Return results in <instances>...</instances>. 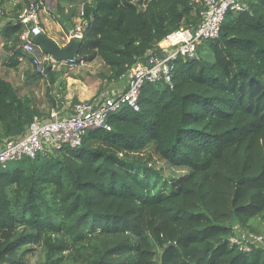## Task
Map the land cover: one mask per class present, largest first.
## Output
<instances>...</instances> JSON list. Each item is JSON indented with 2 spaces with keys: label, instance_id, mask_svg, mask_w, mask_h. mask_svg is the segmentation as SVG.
Masks as SVG:
<instances>
[{
  "label": "trees",
  "instance_id": "1",
  "mask_svg": "<svg viewBox=\"0 0 264 264\" xmlns=\"http://www.w3.org/2000/svg\"><path fill=\"white\" fill-rule=\"evenodd\" d=\"M193 1L48 0L51 9L41 8L54 21H87L80 58L89 62L93 50L116 82L148 51L163 55L172 33L197 27ZM9 42L5 66L15 68L21 43ZM65 98L82 102L67 92L56 105ZM138 105L110 115L111 131H88L77 148L0 167V264H142L148 217L156 264H264L261 249L230 243L257 233L251 223L264 215V0L226 13L218 38L178 60L170 85H143ZM35 116L32 100L0 78V144L27 133ZM187 221L203 223L172 236Z\"/></svg>",
  "mask_w": 264,
  "mask_h": 264
},
{
  "label": "built area",
  "instance_id": "2",
  "mask_svg": "<svg viewBox=\"0 0 264 264\" xmlns=\"http://www.w3.org/2000/svg\"><path fill=\"white\" fill-rule=\"evenodd\" d=\"M45 0H24L20 8L17 23L22 27L19 34L20 50L27 58L33 72L44 75L49 71H70L84 67V61L70 59L56 61L50 55L44 54L33 42V38L42 34L40 26L41 6ZM247 0H194L193 11L200 16L197 27L180 29L169 36V45L164 54L148 51L143 60H136L121 76L123 88L120 94L109 100H94L72 103L68 101L67 112L59 106L50 109V117L41 119L37 116L24 135L0 144V167H5L10 161L23 157L35 158L39 154L59 151L63 147L77 148L88 131H111L108 117L117 113L124 106L133 112H139V90L145 84L170 85L175 64L178 60L192 59L196 46L203 41L215 40L219 36L223 18L228 12L245 10ZM83 12V6L80 7ZM89 26L87 21L79 19L74 28V35L83 38ZM241 251L251 248L261 249L264 254V233L242 232L230 240Z\"/></svg>",
  "mask_w": 264,
  "mask_h": 264
},
{
  "label": "crops",
  "instance_id": "3",
  "mask_svg": "<svg viewBox=\"0 0 264 264\" xmlns=\"http://www.w3.org/2000/svg\"><path fill=\"white\" fill-rule=\"evenodd\" d=\"M45 1L48 3V0ZM23 4L24 0H6L0 5V78L8 82L16 90L19 98L32 100L36 110L41 114V119L45 120L49 118L50 113L48 111L52 108L50 99H48L49 101L45 100L46 93L47 97L49 95L54 98L55 103L57 96L61 93L64 95L67 92L72 101L91 102L98 99L109 100L120 94L123 88L122 81L107 80L110 76V70L102 61L94 58V56L87 57L86 61L91 60V63L86 62L89 66L87 68L86 66L77 67L70 70L71 72L68 75L63 73L65 71H54V73H58L59 75H56L52 82L47 77L48 73L37 77L33 76V68L30 62L23 56L19 59L17 67H6L5 63H7L6 61L11 54L8 51L7 47L9 44L7 45V43L16 38L19 39V34L22 31V27L18 23V25L16 24L18 20L16 21L15 18L19 17L20 8ZM79 19L78 15L69 20L61 18L59 15L57 16V20L54 21L46 13V9L43 8L40 12V26L43 34L59 47L67 46L70 39L76 37L74 35V28L78 24ZM79 52L77 57H80ZM93 68H99L97 77L93 74H88ZM68 101L63 102L62 106H57L67 112Z\"/></svg>",
  "mask_w": 264,
  "mask_h": 264
},
{
  "label": "rangeland",
  "instance_id": "4",
  "mask_svg": "<svg viewBox=\"0 0 264 264\" xmlns=\"http://www.w3.org/2000/svg\"><path fill=\"white\" fill-rule=\"evenodd\" d=\"M80 7L81 6H79L78 7V13H81L80 12ZM48 9L50 10L51 9V6H50V4H48ZM60 21H62L61 19H60ZM81 39V38H80ZM87 55H89V56H93L94 55V51L93 50H90L88 53H87ZM89 63H91V61H89ZM90 65H92V64H90ZM86 66V68L87 67H89L86 63H85V65H84V67ZM99 68H93V69H91L90 71H89V75L90 74H93L94 76H96L97 77V75H98V70ZM60 71H65V72H63L65 75H68L71 71H66V70H60ZM195 77L196 78H198L199 77V71H197L196 72V74H195ZM104 84V83H103ZM56 98V97H55ZM49 98L46 96V94H45V100H47V101H49L48 100ZM58 101H56V103H57ZM56 103H55V106H56ZM53 103H51V105H52ZM55 106L54 107H52V108H55ZM49 113H50V110L48 111ZM47 112V113H48ZM153 222H154V220L153 219H151L150 217H148L147 219H146V224H145V228L147 229V233H146V235H147V240H145V242H146V244H145V247H144V254H143V256H142V264H156L157 263V259H158V256H157V254H156V252H159V250L160 249H158V247L157 248H153L152 247V241H153V233L150 231V227H152V224H153ZM199 223H203V222H192V221H187V222H185V223H182V224H180V225H177V226H173L175 229H176V233L175 232H173L172 233V236L173 235H180V234H182L184 231H186L188 228H190V227H192V226H194L195 224H199ZM150 226V227H149ZM251 226H252V229L255 231V232H258V233H264V215H260V216H258L255 220H253L252 221V223H251Z\"/></svg>",
  "mask_w": 264,
  "mask_h": 264
},
{
  "label": "water",
  "instance_id": "5",
  "mask_svg": "<svg viewBox=\"0 0 264 264\" xmlns=\"http://www.w3.org/2000/svg\"><path fill=\"white\" fill-rule=\"evenodd\" d=\"M33 42L43 53L49 54L56 61H66L70 59H75L76 61L79 60L77 54L82 44V40L80 38L73 37L70 39L67 46L59 47L42 33L34 37ZM48 72L49 69H46L45 74Z\"/></svg>",
  "mask_w": 264,
  "mask_h": 264
},
{
  "label": "clouds",
  "instance_id": "6",
  "mask_svg": "<svg viewBox=\"0 0 264 264\" xmlns=\"http://www.w3.org/2000/svg\"><path fill=\"white\" fill-rule=\"evenodd\" d=\"M78 58H80V57H78ZM258 233V232H257ZM262 251V250H261ZM263 253V252H262Z\"/></svg>",
  "mask_w": 264,
  "mask_h": 264
}]
</instances>
